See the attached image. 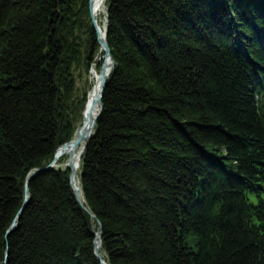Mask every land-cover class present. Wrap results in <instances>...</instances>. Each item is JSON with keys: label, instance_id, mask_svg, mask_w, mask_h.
I'll list each match as a JSON object with an SVG mask.
<instances>
[{"label": "trees", "instance_id": "obj_1", "mask_svg": "<svg viewBox=\"0 0 264 264\" xmlns=\"http://www.w3.org/2000/svg\"><path fill=\"white\" fill-rule=\"evenodd\" d=\"M88 4L0 0V264H100V230L107 264H264V0H105L83 201L68 168L41 172L7 234L82 119L76 71L104 55Z\"/></svg>", "mask_w": 264, "mask_h": 264}, {"label": "bare ground", "instance_id": "obj_2", "mask_svg": "<svg viewBox=\"0 0 264 264\" xmlns=\"http://www.w3.org/2000/svg\"><path fill=\"white\" fill-rule=\"evenodd\" d=\"M89 5V4H88ZM105 0H91L90 4V11H91V16L93 18V21L96 26V30L100 36L101 39L104 38V33H105V26H106V20L101 21L100 16L105 13ZM96 32V33H97ZM103 57V55H102ZM101 56H97L96 61L91 64L90 69H89V78H90V88L87 92V97H86V109L82 113V119H81V124L78 125V130L75 132L73 138L70 141H74L77 138V135L79 133V130L82 131H87L88 128L90 127V124L92 122V119L96 116L98 113L99 106L96 104V97L100 91V86H101V80H100V74L101 71L99 68H97L98 61L102 58ZM109 62L106 65L105 73H108L110 71L109 69ZM83 143L78 144L76 147H72V145L65 146L63 149L61 148L58 150V158L55 160V166L54 168H68V161H70V166L73 169V172L76 174L74 180H73V186L78 189L80 198L79 201L82 203V193H81V188H80V183H79V170H80V160L81 156L83 153ZM60 159H63V163L58 164V161ZM69 166V165H68ZM70 170V169H69ZM100 252V249H99ZM101 256V254H100ZM102 257V256H101Z\"/></svg>", "mask_w": 264, "mask_h": 264}, {"label": "water", "instance_id": "obj_3", "mask_svg": "<svg viewBox=\"0 0 264 264\" xmlns=\"http://www.w3.org/2000/svg\"><path fill=\"white\" fill-rule=\"evenodd\" d=\"M90 4H91V0H89V7H88V9H89L90 18L92 20V25H93L95 31L97 32L95 23H94L93 18L91 16ZM105 20H106V26H105L104 38L101 39L100 36H99V34H98V32H97V36H98V39H99V42H100V50H102L104 52L103 57L106 58L105 62L103 63V65L101 66V69H100V71H101V74H100L101 86H100V91H99V93H98V95L96 97V104H98V106H99L98 113L92 119V122L90 124V127L88 128L87 131H82L81 132L79 130V133L77 135L76 140H74L73 142L72 141H68V142L62 144L61 146H59L56 149L52 161L47 166H45L44 168H36V169H34L33 171H31L29 173V175H28V177L26 179V182H25L24 201H23V204H22L20 210L18 211V213H17L14 221L12 222L11 226L7 230V234H9L11 231H13L16 228L17 220L19 219L20 214L22 213L25 205L27 204V202L29 200V191H28V183H29V181L31 179H33L39 173L44 172V171H48V170H51V169L54 168V166H55V160L58 158V154H57L58 150H60L61 148L63 149L65 146H68V145H72V147L74 148V147H76L80 143H83V149H84V147L86 145V142L89 140V138L91 137V135L93 133V129H94L95 125H96V120H97V118H98V116H99V114L101 112V109H102V101L101 100H102V96H103L105 87L107 85V79H108V76L110 74V71L112 70V68L114 67V64H115L114 59H113V57L111 55L110 49H109V47L107 45V41H106V35H107V17L106 16H105ZM108 62H109V67H110L109 69H110V71L108 73H105L106 65H107ZM86 106H87V103H85L84 111L86 109ZM77 130H78V128L76 129V131ZM68 162L70 163V161H68ZM69 163H68L69 166L67 165V167H69V169H70V184L72 186V189L74 191L75 196L77 197V199L79 201L80 195H79L78 189L73 186V180H74L76 174L73 172V169H72V167L70 166ZM91 216L93 218H95L94 215H91ZM101 244H102V239H101V230H100V233L97 234L96 239H95V241L93 243L94 255L97 258V260L100 262V264H107L102 259V257L100 256L99 249L101 248ZM6 257H7V254L5 255V258Z\"/></svg>", "mask_w": 264, "mask_h": 264}, {"label": "rangeland", "instance_id": "obj_4", "mask_svg": "<svg viewBox=\"0 0 264 264\" xmlns=\"http://www.w3.org/2000/svg\"><path fill=\"white\" fill-rule=\"evenodd\" d=\"M105 15H106V13H104L103 15L100 16L101 21H105ZM78 74H81V75L78 76ZM75 75H76L75 97L76 98L81 97L83 94V91H85L84 93L86 94V97H87V92L91 86V84H90L91 82H90V78H89V71L85 72L83 69H81V70L76 71ZM79 124H81V120L78 121L77 127Z\"/></svg>", "mask_w": 264, "mask_h": 264}]
</instances>
